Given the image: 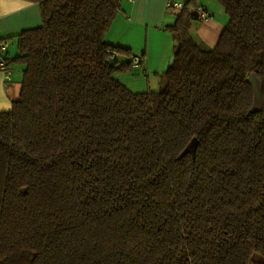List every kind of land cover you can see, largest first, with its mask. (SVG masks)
<instances>
[{"label":"trees","instance_id":"obj_1","mask_svg":"<svg viewBox=\"0 0 264 264\" xmlns=\"http://www.w3.org/2000/svg\"><path fill=\"white\" fill-rule=\"evenodd\" d=\"M19 96L0 110V264H264V0H215L216 44L191 34L198 0L166 28L157 91L104 41L121 0H26Z\"/></svg>","mask_w":264,"mask_h":264},{"label":"crops","instance_id":"obj_2","mask_svg":"<svg viewBox=\"0 0 264 264\" xmlns=\"http://www.w3.org/2000/svg\"><path fill=\"white\" fill-rule=\"evenodd\" d=\"M184 2V0H181ZM166 0H121L120 11L114 18L104 41L126 48L129 57L114 55L118 65L131 61L133 55L143 56L142 66L127 72H117L116 79L133 92L157 91L161 84V74L173 56L175 39L166 28L171 25L179 11H168ZM212 13L213 18L206 22L196 21L191 34L203 49H211L229 21L224 8L215 0H198ZM41 14L39 4L26 0H0V38L8 40L7 50L0 53V59H11L18 53L13 37L22 30L39 26ZM11 43V44H10ZM11 70L10 78L4 83L0 71V110L11 108L13 100L19 96L23 65L7 61Z\"/></svg>","mask_w":264,"mask_h":264},{"label":"built area","instance_id":"obj_3","mask_svg":"<svg viewBox=\"0 0 264 264\" xmlns=\"http://www.w3.org/2000/svg\"><path fill=\"white\" fill-rule=\"evenodd\" d=\"M184 2L181 0H166L165 7L168 11H180L183 8ZM194 12L198 16L199 21L206 22L213 18V13L204 5H197ZM8 40L0 38V53H5L7 50ZM6 58V57H5ZM143 56L140 54L131 57V66L133 68H140L142 66ZM0 71L3 73L4 83L10 78L11 70L7 61L0 59Z\"/></svg>","mask_w":264,"mask_h":264},{"label":"water","instance_id":"obj_4","mask_svg":"<svg viewBox=\"0 0 264 264\" xmlns=\"http://www.w3.org/2000/svg\"><path fill=\"white\" fill-rule=\"evenodd\" d=\"M174 62V56H171L169 65ZM247 81L252 88V111H261L264 107L263 85L260 78L254 73L247 76Z\"/></svg>","mask_w":264,"mask_h":264},{"label":"rangeland","instance_id":"obj_5","mask_svg":"<svg viewBox=\"0 0 264 264\" xmlns=\"http://www.w3.org/2000/svg\"><path fill=\"white\" fill-rule=\"evenodd\" d=\"M10 44H11V43H10ZM4 54H5V53H4ZM13 57H14V56H13ZM13 57H12V58H13ZM13 64H18V65H19V63H14V62H13Z\"/></svg>","mask_w":264,"mask_h":264}]
</instances>
